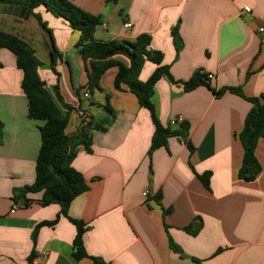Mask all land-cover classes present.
I'll return each instance as SVG.
<instances>
[{
	"label": "crops",
	"instance_id": "crops-1",
	"mask_svg": "<svg viewBox=\"0 0 264 264\" xmlns=\"http://www.w3.org/2000/svg\"><path fill=\"white\" fill-rule=\"evenodd\" d=\"M71 2L100 19L95 31L99 41L135 43L144 34L152 38L150 51L163 54V66L171 76L155 87L152 103L157 117L172 129L177 128L171 126L172 120L184 117L195 150L191 153L183 140L173 137L166 148L149 156L155 134L149 111L128 88L115 89L117 68L102 77L103 91L87 88L86 64L76 48L81 35L66 21L44 8L35 11L62 55L55 68L58 77L52 69V49L39 29L0 15V31L34 49L47 90L61 112L69 114L67 135L78 132L86 116L102 123L107 104L113 110L106 130L93 132L91 152L79 146L72 163L90 185L69 209L70 218L89 227L85 235L89 258L77 262L73 257L77 229L67 218L55 228H41L33 241L36 227L54 221L60 206L42 207L38 204L42 194L28 195L34 201L28 207L13 200L14 190L35 182L43 123L29 118L23 72L15 55L0 50V264H94L93 258L104 264H264L263 140L256 151L262 166L257 179L247 183L238 176L244 155L238 135L252 109L248 99L264 103V0ZM127 23L132 28H125ZM115 59L130 66L125 56ZM156 69L146 62L139 80L147 82ZM199 72L214 76L210 88L185 91L183 84ZM57 84L63 102L55 92ZM231 88L243 96L227 91L216 97L211 90ZM86 91L89 99L83 96ZM208 172L209 190L197 177ZM15 205L19 208L12 213ZM199 224L196 236L184 231Z\"/></svg>",
	"mask_w": 264,
	"mask_h": 264
},
{
	"label": "trees",
	"instance_id": "trees-1",
	"mask_svg": "<svg viewBox=\"0 0 264 264\" xmlns=\"http://www.w3.org/2000/svg\"><path fill=\"white\" fill-rule=\"evenodd\" d=\"M116 2L117 0H109ZM0 6H13L27 9L40 21V26L47 32H51L47 23L43 22L41 16L35 11L44 8L58 19L66 21L73 31L79 32L81 37L76 45L79 55L86 64L88 73V86L90 91H103L101 79L105 73L117 68L115 78V89L123 91L124 88L136 96L141 108L149 111L152 122L155 126V134L152 140L149 156L161 149L166 148L170 138L177 137L187 145L190 152L195 148L189 140L190 124L183 123L172 129L163 126L156 114L152 98L157 83L163 78H170L169 69L163 66V54L157 51H150L152 38L149 35H141L135 43L129 42H103L95 38V31L101 25L99 18L91 16L82 9L75 6L71 0H0ZM177 29L173 31L175 45L178 48ZM6 49L13 53L17 60V67L23 72L22 90L28 101V115L33 121H40L41 148L36 163V179L33 185L14 190L13 200L15 203H23L30 206L34 203L28 199V195L42 194L38 201L42 207L58 205L61 208L58 217L51 222L39 224L34 233L33 241L36 242L39 230L43 227L55 228L61 218H67L77 229V235L73 243L74 259L79 262L89 258L85 248V235L89 227L69 217L71 204L80 196L90 191V185L86 182L81 173L76 171L72 163L78 154V147L83 146L89 153L92 145V134L95 131H105L106 125L113 121V110L109 104L106 105L107 118L102 123L90 121L81 127L75 134L69 136L66 130L70 123L69 114L64 115L59 109L54 97L47 90L46 82L41 78L39 70L42 66L36 56L34 49L19 37L0 31V50ZM52 69L56 72L57 60L62 58L56 45L51 51ZM117 56H125L130 61L127 67L117 61ZM146 62L157 66L151 78L143 83L139 80L140 73ZM1 67V64H0ZM210 80L203 73L195 74L190 81L184 83V89L191 92L200 86L210 88ZM216 97L223 96L227 91L243 96L239 89H225L217 91L211 89ZM59 102H63L60 95V87H55ZM109 101V99H108ZM252 104L244 128L238 135L244 149L242 165L239 170V179L247 183L254 182L262 171V166L257 158L256 151L261 140L264 141V103L259 99H248ZM69 111L71 110L68 107ZM3 124L0 122V141H2ZM202 184L210 189L212 174L210 172L202 175L197 174ZM160 201V196L156 198ZM167 213V212H166ZM201 225H192L184 228V231L196 236ZM172 249L179 251V248L171 242ZM32 258V257H31ZM94 264H104L101 260L93 258Z\"/></svg>",
	"mask_w": 264,
	"mask_h": 264
},
{
	"label": "water",
	"instance_id": "water-1",
	"mask_svg": "<svg viewBox=\"0 0 264 264\" xmlns=\"http://www.w3.org/2000/svg\"><path fill=\"white\" fill-rule=\"evenodd\" d=\"M0 15L20 19L22 22H26L29 25L39 29L51 49H55V43L52 33L47 32L44 28H42L40 26V21L35 16H33L27 9L13 6H0Z\"/></svg>",
	"mask_w": 264,
	"mask_h": 264
},
{
	"label": "built area",
	"instance_id": "built-area-1",
	"mask_svg": "<svg viewBox=\"0 0 264 264\" xmlns=\"http://www.w3.org/2000/svg\"><path fill=\"white\" fill-rule=\"evenodd\" d=\"M244 12L248 14L251 11H250V9L248 7H246L244 9ZM125 28L130 29V28H132V25L130 23H127V24H125ZM261 32H264V30L262 29ZM205 75H207V77H208V79L210 81L214 78L213 75H209V74H205ZM83 96H84L85 99H89L90 98V92H88V91L84 92ZM89 122H90L89 121V117H87V116L84 117V119H83V125L82 126H84L85 124H87ZM183 123H185L184 117L179 116V117H177V118H175V119L172 120L171 126H175L176 127V126H179V125H181ZM143 196L146 197L147 196V193H144ZM18 208H19V206L18 205H15L13 207L12 213H15L18 210Z\"/></svg>",
	"mask_w": 264,
	"mask_h": 264
}]
</instances>
